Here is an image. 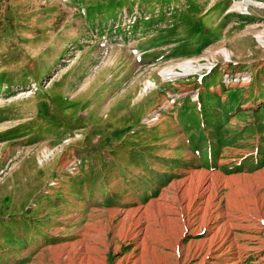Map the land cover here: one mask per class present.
Here are the masks:
<instances>
[{"label": "rangeland", "instance_id": "obj_1", "mask_svg": "<svg viewBox=\"0 0 264 264\" xmlns=\"http://www.w3.org/2000/svg\"><path fill=\"white\" fill-rule=\"evenodd\" d=\"M244 1L0 0V264H264Z\"/></svg>", "mask_w": 264, "mask_h": 264}, {"label": "bare ground", "instance_id": "obj_2", "mask_svg": "<svg viewBox=\"0 0 264 264\" xmlns=\"http://www.w3.org/2000/svg\"><path fill=\"white\" fill-rule=\"evenodd\" d=\"M242 4H245L246 6H250V5H258L256 2H254L253 0H245ZM185 72H189V71H195V69L192 68V66H185L184 69H183ZM200 71V70H199ZM164 75L166 76H169V75H175V77L179 76V75H182V74H178V73H174V72H164L163 73ZM150 87H153V85H150ZM260 220V219H259ZM212 252V251H211ZM211 255V254H210ZM248 258V257H247ZM245 264V263H244Z\"/></svg>", "mask_w": 264, "mask_h": 264}]
</instances>
